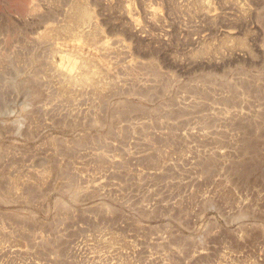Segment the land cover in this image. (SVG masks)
Masks as SVG:
<instances>
[{"label":"rangeland","instance_id":"374dc122","mask_svg":"<svg viewBox=\"0 0 264 264\" xmlns=\"http://www.w3.org/2000/svg\"><path fill=\"white\" fill-rule=\"evenodd\" d=\"M0 264H264V0H0Z\"/></svg>","mask_w":264,"mask_h":264}]
</instances>
